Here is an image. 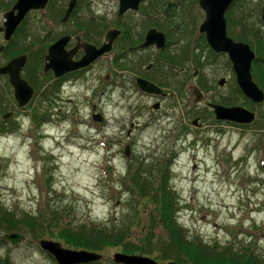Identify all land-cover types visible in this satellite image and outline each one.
Returning <instances> with one entry per match:
<instances>
[{
  "label": "rangeland",
  "instance_id": "1",
  "mask_svg": "<svg viewBox=\"0 0 264 264\" xmlns=\"http://www.w3.org/2000/svg\"><path fill=\"white\" fill-rule=\"evenodd\" d=\"M69 1L50 0L46 10L30 14L26 25L37 37L30 35L26 42H34L41 61L33 65L44 81L52 79L44 75V55L59 36L71 34V47L77 37L98 40L100 45L111 28L122 34L88 73L61 83L52 80L48 94L41 82L23 110H17L11 85L0 81V119L8 111L15 113L0 130V210L7 208L18 218L57 216L54 223L59 227L67 222L118 227L132 219L128 240L150 247L156 235L148 236L154 241L144 239L141 227L153 226L155 234L163 233L157 223L162 211L140 184L159 189L167 177L176 201L167 209L169 215L175 210L182 234L195 246L206 244L203 248L208 250L181 249L176 255L183 260L151 257L160 263L195 264L198 257L202 264H242L238 260L248 258L264 262V102L256 104L242 93L228 55L214 52L201 37L199 26L206 14L199 0H145L138 11L123 16L118 15L119 0H79L76 12L62 23ZM169 1L176 2L170 15L165 13ZM15 2L0 0V21ZM263 9L264 0H239L226 13L228 35L249 44L256 55L257 30L264 40ZM151 27L166 33L178 27L169 37L175 44L163 52L129 51ZM125 36L130 37L128 43ZM179 41L184 43L179 46ZM186 44L191 51L182 61ZM151 62L153 68L147 70ZM173 64L174 69L169 66ZM41 75L36 73L37 83ZM139 76L170 86L172 95L141 91ZM222 78L224 85L219 83ZM211 103L243 106L256 113V120L244 125L219 121ZM98 115L101 121L94 119ZM150 188L147 185L146 191ZM58 226L52 230L57 232ZM11 232L25 239L3 242L9 231L0 226L1 261L58 264L39 245L40 239L50 237L36 239L29 228ZM115 252L126 253L107 247L102 251L105 264H116Z\"/></svg>",
  "mask_w": 264,
  "mask_h": 264
},
{
  "label": "water",
  "instance_id": "2",
  "mask_svg": "<svg viewBox=\"0 0 264 264\" xmlns=\"http://www.w3.org/2000/svg\"><path fill=\"white\" fill-rule=\"evenodd\" d=\"M143 0H120V15L126 11L138 10ZM236 0H199L200 7L205 11V19L200 25V32L206 34L209 46L217 53H227L236 74L237 83L243 94L254 103L264 102V90L254 80L252 67L256 59V53L251 46L242 41H236L228 35L226 13ZM49 0H17L14 6L5 13L4 25L0 24V33L5 31L6 39H10L18 26L25 19L31 10L44 9ZM77 5V0H71L66 13L62 19L67 22ZM175 3L170 2L167 11L174 7ZM264 19V9H263ZM120 35L119 30H110L106 34V43L97 47L94 44L85 42L78 43L74 48L68 50L67 45L71 40L70 35H65L52 44L46 55L44 72L53 70L57 78L63 75L90 66L94 61L108 53L112 49V44ZM156 45L158 49L167 46V38L163 32L150 29L142 48ZM84 49L85 54L80 60L74 57L80 49ZM27 61L26 55L14 58L7 65L0 67V74L9 75L10 83L14 88L15 98L20 107L27 105L34 96V88L21 75V70ZM225 78L219 83L224 85ZM137 84L141 90L157 95H164V91L152 81L138 78ZM198 99L202 98L200 88L195 90ZM160 103L155 105L159 108ZM218 120H229L243 124H250L256 120V113L243 106H225L222 104H211ZM7 116V115H6ZM96 121H101V116H94ZM197 122V120H195ZM129 154V147H127ZM5 240L12 243H20L25 236L19 232H9L5 235ZM41 248L53 255L59 264H87L92 261L101 260L103 255L94 251L77 250L66 248L59 241L52 239H40ZM114 260L123 264H159L155 258L141 254H127L116 252ZM0 264H7L0 260ZM166 264H189L183 262L170 261Z\"/></svg>",
  "mask_w": 264,
  "mask_h": 264
},
{
  "label": "trees",
  "instance_id": "3",
  "mask_svg": "<svg viewBox=\"0 0 264 264\" xmlns=\"http://www.w3.org/2000/svg\"><path fill=\"white\" fill-rule=\"evenodd\" d=\"M237 1L239 0H236L232 6L235 5ZM228 19L231 24L232 20L229 13ZM255 36L258 39L255 40L257 57L253 62V76L255 81H257L260 86L264 87V40L261 39L259 30L255 32ZM240 39L248 41L246 38ZM190 51V48L185 50L181 57L182 61L190 55ZM169 59H171L173 63L178 62L174 56H170ZM37 64H39V62H37ZM8 130L14 131V127H9ZM166 178L167 177L164 178V183L161 182V188L159 189L155 188L153 185L147 184L151 188L146 191V183L140 184V188H142L145 195H152L153 199L158 202V207L156 209H160L162 211V217L157 223L158 225L160 224L163 226V233L155 234L153 226L148 227L147 225H142L141 222H137L142 225L141 228L143 230V236L145 237L144 239L153 240L148 236L156 235V241L153 240L154 243L150 247L141 245L136 246L130 242L131 240H128L129 235L133 233L134 221L132 219H128L126 221L123 220L122 225L118 227L115 225L108 227L96 222H81L75 225H70L71 223L67 222L65 223L66 225L59 227L58 224L54 223L57 216H53L51 219L45 215H42L40 218L28 217V215L18 218L15 214L5 208L4 210H0V226L9 232L15 230L22 231V229L29 228L32 234L35 235L34 237L36 239L50 237L51 239L61 241L72 249L102 252L107 247L114 246L119 247L126 253H138L150 257L153 256L161 261L171 259L183 260V257L176 255L181 249L193 252L206 251L208 249H204L203 247H206V244L202 243H200L202 248L195 246L194 242L189 241V239L182 234L183 228L177 222V218L174 215L175 210H172L173 213L171 212L172 214L169 215V211L167 209L169 207L173 209L176 205V201L173 200V190L170 186H168ZM56 214H58V211L53 210V215ZM57 226L59 227V230L54 232L52 228ZM2 241L6 242L5 238H2ZM198 258H196L193 262L195 264H202L201 262L204 261ZM254 259L255 258H248L238 261L242 264H264L263 261Z\"/></svg>",
  "mask_w": 264,
  "mask_h": 264
},
{
  "label": "flooded vegetation",
  "instance_id": "4",
  "mask_svg": "<svg viewBox=\"0 0 264 264\" xmlns=\"http://www.w3.org/2000/svg\"><path fill=\"white\" fill-rule=\"evenodd\" d=\"M17 1V0H16ZM71 1V0H70ZM70 1H69V3H70ZM78 1L79 0H77V5H76V7L78 6ZM145 0H143L142 2H141V4L144 2ZM170 2H174L175 3V5H176V2L175 1H169L168 2V4H167V6H166V8H165V13H168V15H170V13L172 12V9L175 7V5H174V7L170 10V11H167V7H168V5H169V3ZM16 3V2H15ZM49 4H50V0H49V2H48V4H47V6L44 8V9H37V10H31L30 12H28V14L26 15V17H25V19L22 21V23L18 26V28L16 29V31L14 32V34L12 35V37L10 38V39H6V37H5V31L4 32H1L0 33V40H1V43H0V67H2V66H5V65H7L9 62H11L14 58H16V57H18V56H21V55H26L27 56V61H26V63H25V65L23 66V68H22V70H21V75H22V77L24 78V79H26L27 81H28V83L34 88V95H35V93H36V90H35V87L37 88V87H39V85L41 84V82L42 83H44L45 82V85H44V88H45V93H49V91L53 88L52 87V80H55L57 83H61V81H64V80H67V79H69V78H72V77H79V76H82L84 73H88L91 69H92V67L95 65V63L102 57H100V58H98L96 61H94L90 66H88V67H85V68H80V69H78V70H74V71H71V72H69V73H67V74H65V75H63L62 77H59V78H57L56 76H55V73H54V71L53 70H49V71H47V72H44V66H45V62H46V55H47V53H48V49H49V47L52 45V44H54L58 39H60L61 37H63V36H65V35H70L71 36V40L69 41V43H68V45H67V49L68 50H70V49H72V48H74L79 42L80 43H85V42H88V43H91V44H94V45H96L97 47H101V46H103L105 43H106V34H107V32L108 31H110V30H119L120 31V35L122 34V31L120 30V29H117V28H111V29H109L107 32H106V34L104 35V41H103V43L102 44H100V45H98V44H96V42L98 41V40H91V39H89V37H87V39L86 40H84V39H82L81 37H77L76 38V42H75V44L73 45V46H69L70 45V43H72L73 42V36L71 35V34H64V35H61V36H59V38L56 40V41H54L52 44H50L49 45V47H48V49H47V53H45V55H44V63H43V72H44V75L46 74V75H48L49 77H51L52 79L49 81V82H46V81H44V77L39 73V72H37L36 70H35V66L33 65V63H36L37 64V62H39L40 63V61H41V59H40V57L38 58V52H36V50L34 49V42H26V39L28 38V37H30V35L32 36L34 33V30H32L31 28H26V25H27V22H28V19H29V16H30V14H32V13H34V12H41V11H44V10H46L48 7H49ZM141 4H140V7H141ZM200 5V4H199ZM14 6V5H13ZM68 6H69V4H68ZM68 6H67V8H68ZM76 7H75V9L73 10V12H72V14H71V16H70V18L72 17V15L76 12ZM67 8L62 12L63 14V17H64V15H65V13H66V10H67ZM140 9V8H139ZM138 9V10H139ZM138 10H132V9H130V10H128V11H126L125 13H123L122 15H120V0H119V12H118V15L119 16H123L124 14H126V13H128V12H130V11H138ZM9 11V10H8ZM7 12V11H6ZM5 12V13H6ZM5 13H4V15H5ZM63 17H62V19H63ZM70 18H69V20H70ZM62 19H61V22L62 23H66V22H63L62 21ZM68 20V21H69ZM67 21V22H68ZM4 22H5V17H4V19L2 20V21H0V24L1 25H4ZM184 23V22H183ZM202 24V23H201ZM200 24V25H201ZM176 26H178V25H176ZM156 29L157 31H159V32H163L165 35H166V38H167V46L164 48V49H158L157 48V46L156 45H153V46H149V47H147V48H142L141 47V45L145 42V40H146V36H147V34H148V32H149V30L150 29ZM173 29H175V31H178V27H171L170 29H168L167 30V33L166 32H164V31H161V30H159V29H157L156 27H151V28H149L148 30H147V32L145 33V35H143V38L141 39V41L137 44V46H133V45H130L129 46V51H133V50H135V51H140V52H142V51H144V50H147V49H149V48H156L157 50H159L160 52L162 51H165L170 45H172V43H174V42H172V40H170L169 39V37L171 38V35H173L171 32L173 31ZM129 32V30L126 32V34ZM199 32H200V26H199ZM171 33V34H170ZM201 33V32H200ZM120 35L118 36V37H120ZM117 37V38H118ZM201 37L207 42V37H206V34H204V33H202V35H201ZM33 38H35V39H37V37H36V35L34 34L33 35ZM116 38V39H117ZM116 39H115V41L113 42V44H112V49H113V46H114V43L116 42ZM129 39H130V37H126L125 36V40L124 41H126L127 43H128V41H129ZM182 42L183 41H179V43H180V45L179 46H181V44H182ZM184 43V42H183ZM175 44V43H174ZM178 44V43H177ZM207 44H208V42H207ZM187 44L182 48V49H184L185 48V50L187 49ZM208 46H209V44H208ZM112 49L109 51V52H111L112 51ZM127 49V48H126ZM212 49V48H211ZM213 50V49H212ZM214 51V50H213ZM108 52V53H109ZM215 52V51H214ZM128 53V52H127ZM217 53V52H216ZM84 54H85V51H84V49H80L77 53H76V55H75V57H74V59L75 60H80L83 56H84ZM107 54V53H106ZM106 54H104V55H106ZM103 55V56H104ZM155 57H156V60H159V53H157L156 55H155ZM170 61H171V59H169ZM163 64H165V63H163ZM153 65H154V63L153 62H151L147 67H146V69L147 70H149V69H151V68H153ZM172 69H174V64H173V66L172 65H169ZM165 67H168L167 65L165 66ZM36 73L38 74V76L39 75H41V77H39V80H40V78H43V80H41L39 83H37V81L35 80V77H36ZM195 75H196V73H195ZM138 78H143V79H146V80H149V81H152V82H154L153 80H150V79H147V78H145V77H141V76H139V77H137L136 78V84H137V80H138ZM5 81V82H8L9 83V85H11V83H10V77H9V75H2V74H0V81ZM155 84H157L156 82H154ZM158 86H160V88L164 91V95H157V94H153V95H157V96H163V97H167V96H169V95H172V90H171V88H170V86L168 87V86H164V85H159V84H157ZM137 86H138V84H137ZM11 87L13 88V86L11 85ZM138 88L140 89V87L138 86ZM141 90V89H140ZM13 91H14V88H13ZM141 91H143V90H141ZM143 92H145V91H143ZM145 93H148V92H145ZM243 93V92H242ZM148 94H151V93H148ZM14 97H15V94H14ZM34 97V96H33ZM34 98H32L31 100H30V102L27 104V105H25V106H23V107H20V105H19V103H18V101L16 100V98H15V105L17 106V110H23V109H25L26 107H28L29 105H30V103L32 102V100H33ZM253 102V101H252ZM211 104H214V103H211ZM211 104H210V106H211ZM215 104H218V103H215ZM256 104H258V103H256ZM223 105V104H222ZM226 106V105H225ZM211 108H212V106H211ZM19 112H21V111H19ZM18 113V112H17ZM15 113H14V111H8V112H6V113H4V114H1L2 115V119H0V130H1V128H2V126L3 125H9L10 124V122H11V119H8V117L9 116H11V115H14ZM214 114H215V112H214ZM7 115V116H6ZM216 116V115H215ZM8 119V120H7ZM217 119V118H216ZM218 120V119H217ZM219 121H228V122H235V121H229V120H219ZM236 123H238V122H236ZM239 124H243V123H239ZM251 124V123H250ZM244 125V124H243ZM94 252H96V251H94ZM48 253V252H47ZM97 253H100V254H102L103 255V257H102V259L101 260H97V261H92V262H89V263H87V264H105V262L107 261V258H106V256H105V254L104 253H102V252H97ZM116 253V252H115ZM115 253L113 254V261L116 263V264H123V263H118V262H116L115 260H114V255H115ZM49 254V253H48ZM50 255V257H52L53 259H55V257L53 256V255H51V254H49ZM56 260V259H55ZM57 261V260H56ZM158 261V260H157ZM168 262H170V261H167V262H163V263H160L159 261H158V263L159 264H166V263H168ZM58 263V262H57ZM59 264V263H58Z\"/></svg>",
  "mask_w": 264,
  "mask_h": 264
}]
</instances>
